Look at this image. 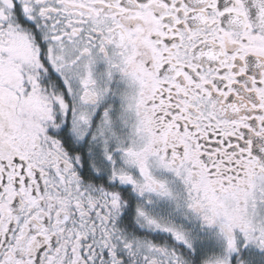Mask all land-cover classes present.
<instances>
[{
    "label": "snow or ice",
    "instance_id": "snow-or-ice-1",
    "mask_svg": "<svg viewBox=\"0 0 264 264\" xmlns=\"http://www.w3.org/2000/svg\"><path fill=\"white\" fill-rule=\"evenodd\" d=\"M0 264H264V0H0Z\"/></svg>",
    "mask_w": 264,
    "mask_h": 264
}]
</instances>
